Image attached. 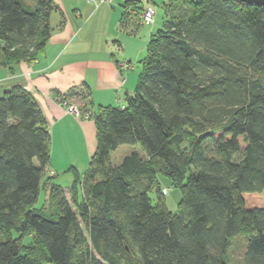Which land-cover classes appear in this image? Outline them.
I'll return each instance as SVG.
<instances>
[{
    "label": "trees",
    "instance_id": "trees-1",
    "mask_svg": "<svg viewBox=\"0 0 264 264\" xmlns=\"http://www.w3.org/2000/svg\"><path fill=\"white\" fill-rule=\"evenodd\" d=\"M158 3L162 27L133 92L121 106L82 107L96 148L68 187L43 189L54 176L45 178L50 134L37 100L21 85L0 94V264H232L226 252L240 233L243 264H264V5ZM123 7L122 22L139 21L141 0ZM55 8L0 0L1 65L37 59ZM121 144L144 154L112 164ZM159 175L180 189L174 212ZM42 189L48 203L37 207Z\"/></svg>",
    "mask_w": 264,
    "mask_h": 264
},
{
    "label": "crops",
    "instance_id": "crops-1",
    "mask_svg": "<svg viewBox=\"0 0 264 264\" xmlns=\"http://www.w3.org/2000/svg\"><path fill=\"white\" fill-rule=\"evenodd\" d=\"M125 1L111 0L109 5H102L107 1L53 0L56 8L50 15L51 34L37 59L32 62L21 60L13 63L10 67L0 64L1 93L13 85H21L37 100L50 130V139H53V136L55 139V135H57L61 143L60 135H63L61 122L70 120L75 124L74 127L79 128V133L88 143L87 153L90 156L96 148V128L93 117L76 115L68 111L62 105L59 95L67 93L68 97L65 101L69 105H76L84 98L85 94L86 102L88 100L91 102L89 112L92 113L93 101H99V105L112 104L114 103L112 102L114 93L118 95L123 91L126 95L133 92L140 70L134 71L133 66L120 68L117 63L119 60H116L112 49L108 48L107 44H103L102 38L97 40L95 29L89 25L92 18L103 9L109 10L112 16L116 17V21L117 17L121 19L124 31L131 30L130 27L135 30L141 26L151 27L156 23L154 19L152 23L142 24L135 18L122 22ZM141 1L145 7L147 5L154 6L153 1L155 0ZM160 1L158 0V2ZM52 18H54V25H52ZM118 25L119 23L115 22V26ZM151 34V30H149L148 38L145 35L146 45ZM122 55L125 58L130 57L128 54L125 56L124 50ZM136 55L139 56V53L136 52ZM68 91L78 92L68 93ZM87 93L89 94L87 95ZM91 93L93 97H91ZM52 145L54 149L52 147L50 150V160L45 169V178L50 175L53 177L59 173L56 169L72 172V167L76 168L74 164L78 161L77 157H74V160L70 158L60 146L59 153L56 154V145L55 143ZM49 184L50 181L43 189H48ZM45 192L47 196V190Z\"/></svg>",
    "mask_w": 264,
    "mask_h": 264
},
{
    "label": "rangeland",
    "instance_id": "rangeland-1",
    "mask_svg": "<svg viewBox=\"0 0 264 264\" xmlns=\"http://www.w3.org/2000/svg\"><path fill=\"white\" fill-rule=\"evenodd\" d=\"M154 2V8H155V24L150 26H141L138 27V30L136 31L133 27L131 30H125L123 29V25L121 24V19L117 17L112 16L109 10L103 9L100 13H98L96 16L92 18L89 25L92 29H95L96 31V37L97 40L103 41V44H107L108 48L112 49L113 55L116 56V60H119L118 66L120 68H127L129 66H133L134 71H139L142 67L141 60L146 55V41L145 35H147L148 38V32L151 30V32H155L157 29L162 27L163 22V15L164 11L162 6L159 5L158 0L153 1ZM109 2H103L102 5H109ZM96 9V8H95ZM54 18H52V25H54ZM115 22L119 23L118 26H115ZM141 23V22H140ZM120 26V27H119ZM146 33V34H145ZM119 41V42H117ZM123 50L125 53V56L127 54L131 57H123ZM136 52L139 53V56L136 55ZM129 60V61H128ZM0 94L1 90H0ZM114 103H106L101 105H113V106H121L125 102V93L121 91L118 95L115 93L113 94ZM83 99L79 101L75 106L78 109V114H82V107L86 104V97L85 94L83 95ZM91 97L92 93H91ZM85 101V102H84ZM99 101L95 102L93 101V105L91 107V110L93 112L98 110ZM67 109V108H66ZM89 117H92V114H89ZM74 123H71L70 120H63L61 122V131H63V135H60L61 143L59 142V137L55 135V139L53 136V139H50L49 141V147L50 150L54 146L52 143H55V153H59V146L67 152L70 158L77 157V163L74 165L76 166V171L79 173H83L85 170L88 160H89V153H87V142L84 141L82 138V135L79 133L80 130L78 127H74ZM49 134L50 130L48 129ZM90 146V145H89ZM132 151L138 152L140 155H143V151L139 144H121L117 146L114 150L110 152V161L112 164H118L120 163L123 156L126 154H129ZM59 173H56L52 180L50 182L56 183L61 185L63 188L68 187L73 179V172H63L60 170H57ZM158 180L160 183L161 188H167V193L163 197V201L166 205V207L171 210L175 211L178 203L181 198L180 189L176 186H174L170 179L168 177L159 175ZM149 196L151 199V202L154 206L157 205V193L155 189H151L149 191ZM47 196L45 190H40L38 199L35 203V206L39 207L42 204H47ZM246 237L243 234H237L233 236L230 239V244L227 249V257L231 261L232 264H243V253L246 248Z\"/></svg>",
    "mask_w": 264,
    "mask_h": 264
},
{
    "label": "built area",
    "instance_id": "built-area-1",
    "mask_svg": "<svg viewBox=\"0 0 264 264\" xmlns=\"http://www.w3.org/2000/svg\"><path fill=\"white\" fill-rule=\"evenodd\" d=\"M100 2L107 1L111 2V0H99ZM155 19V8L151 5H147L143 8V10L139 14V21L142 24H148L152 23ZM63 106L67 108L68 111L75 113L78 115V109L75 105H69L66 101L61 102ZM167 188L162 189V193L166 194L167 193Z\"/></svg>",
    "mask_w": 264,
    "mask_h": 264
},
{
    "label": "water",
    "instance_id": "water-1",
    "mask_svg": "<svg viewBox=\"0 0 264 264\" xmlns=\"http://www.w3.org/2000/svg\"><path fill=\"white\" fill-rule=\"evenodd\" d=\"M245 3L255 4V5H264V0H240Z\"/></svg>",
    "mask_w": 264,
    "mask_h": 264
}]
</instances>
